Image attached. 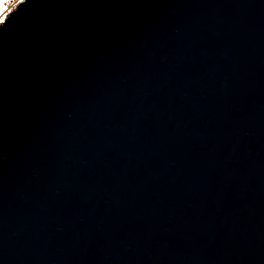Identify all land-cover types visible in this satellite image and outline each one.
Listing matches in <instances>:
<instances>
[{"label": "water", "instance_id": "obj_1", "mask_svg": "<svg viewBox=\"0 0 264 264\" xmlns=\"http://www.w3.org/2000/svg\"><path fill=\"white\" fill-rule=\"evenodd\" d=\"M0 264H264V0L20 2Z\"/></svg>", "mask_w": 264, "mask_h": 264}, {"label": "trees", "instance_id": "obj_2", "mask_svg": "<svg viewBox=\"0 0 264 264\" xmlns=\"http://www.w3.org/2000/svg\"><path fill=\"white\" fill-rule=\"evenodd\" d=\"M21 1L23 0H0V24Z\"/></svg>", "mask_w": 264, "mask_h": 264}, {"label": "rangeland", "instance_id": "obj_3", "mask_svg": "<svg viewBox=\"0 0 264 264\" xmlns=\"http://www.w3.org/2000/svg\"><path fill=\"white\" fill-rule=\"evenodd\" d=\"M21 2H22V1H21ZM13 10H14V9H13ZM13 10H12V11H13ZM5 19H6V18H5ZM3 22H4V21H3ZM1 24H2V23H1ZM1 24H0V25H1Z\"/></svg>", "mask_w": 264, "mask_h": 264}]
</instances>
